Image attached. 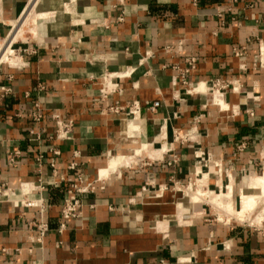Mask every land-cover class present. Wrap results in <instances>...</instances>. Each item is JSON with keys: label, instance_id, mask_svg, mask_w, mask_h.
I'll return each mask as SVG.
<instances>
[{"label": "crops", "instance_id": "1", "mask_svg": "<svg viewBox=\"0 0 264 264\" xmlns=\"http://www.w3.org/2000/svg\"><path fill=\"white\" fill-rule=\"evenodd\" d=\"M30 4L36 34L0 64V264H264L235 217L264 172V0H0V33ZM199 168L223 202L184 199ZM68 179L85 206L61 229Z\"/></svg>", "mask_w": 264, "mask_h": 264}, {"label": "built area", "instance_id": "2", "mask_svg": "<svg viewBox=\"0 0 264 264\" xmlns=\"http://www.w3.org/2000/svg\"><path fill=\"white\" fill-rule=\"evenodd\" d=\"M26 12V11H25ZM25 14V13H24ZM13 45V43H12ZM11 45V46H12ZM14 49V48H13ZM15 50V49H14ZM236 54H240L239 51L236 52ZM2 63H7L8 65H10V63L8 62H0V64ZM230 84V82L228 83V81H225L223 79H214L211 82V89L212 92L216 91V90H225L227 89V86ZM4 91H8V88H4ZM37 108L36 110L33 112V117L36 121H40L42 118V113L39 109V105H36ZM159 106V102L156 101L151 105V108H155ZM111 109L113 110H118L119 107L115 106V107H111ZM52 118L55 120L56 123V132H55V136L59 137V138H67L70 134L71 128L73 127V121L72 120H66L63 119L61 117V115L59 113H54L52 115ZM187 138V135H182L180 134V132H176L174 134V139L176 141H184ZM244 147V143L241 144L239 146L240 149H242ZM55 154L59 153L58 149L54 150ZM18 154V152H14V155ZM51 165L53 167H55V162L52 161ZM72 167H74V164L72 165ZM68 182H70V186L68 189V196L64 199L62 205H61V218H62V222L60 224L61 229L65 227V225L67 224V222H69L71 219H75V218H79L82 216L83 213V208L85 206V203L83 202V200L79 197V194L85 192V190H87L85 187H82L81 185H79L78 183H76L75 181L72 182L71 179H68ZM95 189V186H90L91 191H93ZM0 193L3 195H7V188L4 186L0 187ZM21 203L25 204L26 206H36L37 202L35 200H30L28 198H24L20 200ZM253 225V224H252ZM258 227V226H257ZM37 228L40 232V235H44L46 233V231L48 230V225L45 222H41L40 224L37 225ZM258 229L261 231V234L264 238V227L260 226L258 227Z\"/></svg>", "mask_w": 264, "mask_h": 264}, {"label": "bare ground", "instance_id": "3", "mask_svg": "<svg viewBox=\"0 0 264 264\" xmlns=\"http://www.w3.org/2000/svg\"><path fill=\"white\" fill-rule=\"evenodd\" d=\"M40 14V13H39ZM25 18L24 20L27 19H32L33 17L36 19V17L38 16V13L35 11V6L32 4L30 7L27 8L26 10V15H24ZM30 19V20H31ZM34 19V20H35ZM33 21V20H31ZM26 24V23H25ZM22 26V24L20 23L16 28L17 29H20V27ZM33 32V31H32ZM14 33V31H13ZM8 34V33H7ZM16 34V33H15ZM12 35H10L11 37ZM15 36V35H14ZM13 38V37H12ZM11 42V41H10ZM9 42V43H10ZM6 47V46H5ZM8 48V47H7ZM13 51V50H12ZM5 52V51H4ZM3 52L2 50V55L0 53V60L2 59V56L4 57L5 56V53ZM12 52L9 51V55H11ZM7 56V55H6ZM9 57V56H8ZM12 59V57H11ZM5 61V60H4ZM8 61H10V59H8ZM3 62V61H2ZM12 63V62H11ZM14 63V62H13ZM203 85V84H202ZM205 87V86H204ZM207 88V87H206ZM200 89H203V86H201ZM219 94L217 97V101L218 103L216 102V94ZM213 102L214 103H217L219 104L222 108L223 107H226L225 106V101L221 95V93L219 92H215V97L213 98ZM180 134L184 135L183 133L180 132ZM136 151V150H135ZM139 152L140 151H137L136 154L139 155ZM119 158V157H118ZM118 158H112L111 159V162H110V165H112V167H114L113 165L115 164V162L118 160ZM128 158V157H127ZM126 158V159H127ZM123 163L125 158H121ZM134 158L131 157V158H128L127 161L128 162H131ZM126 161V162H127ZM118 162V161H117ZM109 165V164H108ZM108 168V167H107ZM114 169V168H113ZM109 169H106V170H102L101 172V175H105L107 174L106 172H108ZM205 177V176H204ZM248 187L250 188H258L259 189V193H249V192H245L243 191L242 194H241V198H240V208L239 209H236V212H237V216H239L240 219H242V217H246L253 209L255 206H257L258 204L262 203L264 201V172L260 175H257L255 177H252L250 178V180L248 181ZM229 194L231 193V188L228 189L227 191ZM201 198L203 199H206V200H209L211 202H217V203H220L223 199V195L221 194H215L214 192H211L209 190H204L203 189H198L197 191H194V192H190V191H187L186 194H185V200L188 202H191V203H195L197 202V200H202ZM223 202V201H222ZM224 204V203H223ZM222 206V205H221ZM188 208V207H187ZM249 210V211H248ZM264 212V211H263ZM262 212V214L259 215V217H264V213ZM251 214V213H250ZM263 219V218H262ZM165 223V222H164ZM164 227V226H163Z\"/></svg>", "mask_w": 264, "mask_h": 264}, {"label": "rangeland", "instance_id": "4", "mask_svg": "<svg viewBox=\"0 0 264 264\" xmlns=\"http://www.w3.org/2000/svg\"><path fill=\"white\" fill-rule=\"evenodd\" d=\"M30 6H31V4L29 5V7ZM24 15H26V12H25ZM24 18H25V16L21 17L16 22H14L13 26L10 27V29H8L7 31H5V34L0 33V53L2 52V50H3V52L5 51L4 52L5 53V56L4 57L2 56V59L0 60V62H2V61L4 62V60H5V62L10 63L11 65L19 64L21 62L20 61L21 58H20V55H19V51H17V49H16V48H18L17 45L20 42H14V41H20L21 39H24L25 37H27V35H34V34H36V30H35V26H34L36 19L33 17L32 19L30 18L33 21H31L30 19H28V21H27V19L24 20ZM20 23L22 24V26L20 27V29H17L16 27ZM13 31H14V33H13ZM10 35H12V36L10 37ZM12 43H13V45H12ZM9 51L12 52L11 55H9ZM1 55H2V53H1ZM11 57H12V59H11ZM8 59H10V61H8ZM225 106H226V104H225ZM198 170H199V172H196V174L199 175V176L196 177L193 180V182L192 183H189L188 185L191 184V188L194 189V190H198L199 188L200 189H203L204 188V190H209V189H207V188L204 187L205 184H206V181L205 182L202 181V179L204 177V173L201 172V169L200 168ZM206 179H207V176H206ZM223 191L226 192L227 190H223ZM201 199L202 200H199L198 199L197 201H206V202L208 201V200L203 199V198H201ZM206 204L211 205L210 203H206ZM211 206L214 207L213 205H211ZM214 208L215 209H218L216 207H214ZM234 208H235V206H234ZM218 210L220 212V209H218ZM263 211H264V201L262 203L258 204L257 206H255L254 209L250 212L251 214L249 213L246 217H244V218L242 217L241 220H246V221H244V223L253 224V225L258 226V227H260V226L264 227V217H259V215L262 214ZM235 217H238L239 218V216H237V214H235Z\"/></svg>", "mask_w": 264, "mask_h": 264}]
</instances>
